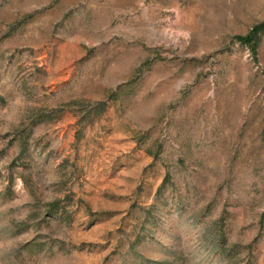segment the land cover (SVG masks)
<instances>
[{
    "label": "rangeland",
    "instance_id": "374dc122",
    "mask_svg": "<svg viewBox=\"0 0 264 264\" xmlns=\"http://www.w3.org/2000/svg\"><path fill=\"white\" fill-rule=\"evenodd\" d=\"M0 264H264V0H0Z\"/></svg>",
    "mask_w": 264,
    "mask_h": 264
},
{
    "label": "trees",
    "instance_id": "16d2710c",
    "mask_svg": "<svg viewBox=\"0 0 264 264\" xmlns=\"http://www.w3.org/2000/svg\"><path fill=\"white\" fill-rule=\"evenodd\" d=\"M244 42L256 45L257 44V36H250Z\"/></svg>",
    "mask_w": 264,
    "mask_h": 264
}]
</instances>
